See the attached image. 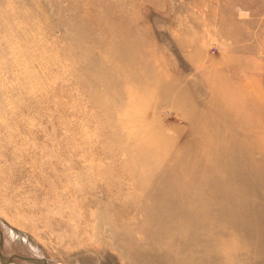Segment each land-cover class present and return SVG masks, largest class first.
Wrapping results in <instances>:
<instances>
[{"label": "rangeland", "instance_id": "rangeland-1", "mask_svg": "<svg viewBox=\"0 0 264 264\" xmlns=\"http://www.w3.org/2000/svg\"><path fill=\"white\" fill-rule=\"evenodd\" d=\"M211 183L264 211V0H0V264H264V215L155 214Z\"/></svg>", "mask_w": 264, "mask_h": 264}, {"label": "bare ground", "instance_id": "bare-ground-1", "mask_svg": "<svg viewBox=\"0 0 264 264\" xmlns=\"http://www.w3.org/2000/svg\"><path fill=\"white\" fill-rule=\"evenodd\" d=\"M122 41H124L123 39H121ZM122 44H123V42H121ZM128 54H130V50H125L124 49V47H122V49L117 53V58H118V60H122L124 57H126V56H128ZM227 100H229V99H227ZM231 101V100H230ZM228 102V101H227ZM230 103V102H229ZM231 105V103L230 104H228L227 105V107L229 108V106ZM227 107H225V108H227ZM232 123H234V122H232L231 121V123L229 124L230 125V127H231V124ZM228 125V126H229ZM234 125V124H233ZM228 128V127H227ZM248 133H250V132H248ZM231 133H229L227 136L225 135L224 136V140H222V141H224L225 143H226V148L227 149H223L224 150V154H225V156L224 157H220L221 156V154H220V150H219V157L220 158H218V156H217V158H215V160L214 161H217V163H218V165H219V167H218V169L220 170V172H221V174L225 177L226 176V178L227 179H235V178H239V176H241L240 175V171L239 170H237V171H234L233 173L232 172H230L228 169L230 168L229 166L231 165V166H235L234 165V162H235V159L234 158H242L244 155H243V153H244V151H243V145H245V144H240V142H239V138L236 136V135H230ZM236 134V133H235ZM250 141V140H249ZM223 142V143H224ZM242 142V141H241ZM248 142V141H247ZM243 143V142H242ZM246 146V145H245ZM244 146V147H245ZM248 147H250V146H248L247 145V147H245V154L248 156H250L251 158H252V156H251V151L248 149ZM253 147V146H252ZM254 152V151H253ZM224 154H222V155H224ZM248 165H246V167H247ZM255 168V167H254ZM245 169V168H244ZM253 169V166H249L248 167V170L250 171V173H252V170ZM229 171V172H228ZM236 172V173H235ZM230 173V174H229ZM211 178L214 180L215 179V175L213 176V175H211ZM209 190L207 191V194H208V197L209 198H211V199H213L214 200V203L212 204V208L211 209H208V207H207V204H206V202H199V204L197 205V206H195V205H193L194 203H192V201L193 200H191V201H188L187 199L184 201V202H182V203H177L175 200H173V198H172V195L169 193V197H168V199L167 200H164L163 201V203L161 204V206L162 207H164L165 209H166V211H163V210H161L160 209V211H159V209L158 210H155V214H159V215H166V213H167V211L168 210H173V209H176V208H187V209H191V210H189L190 211V213H192V214H189L188 215V217H185V219L188 221V224H191V226L193 225H195V227H196V224L197 223H199V222H201V221H204V220H206V219H212V221H213V223H215V222H217V223H224V224H226L225 222H230V220L232 221V220H234V224H239L238 222H248V221H254V219H255V221H257V219L259 218V217H261L262 215H264V211H262V210H259V208H257V207H255V206H253V205H250L249 206V208L247 207V208H242V206H244V205H242V206H240V205H236V206H231V205H229V204H227L228 202L229 203H233L232 201H231V197L229 198L227 195H225L224 193H223V191L221 190V188H218V191L216 192V188L217 187H214V186H216V185H214L213 183H211V184H209ZM232 187V186H231ZM236 189V188H235ZM239 189V188H238ZM237 190V189H236ZM241 190V189H240ZM239 191V190H238ZM171 192H173V191H171ZM216 192V193H215ZM240 192H242V191H240ZM239 192V193H240ZM212 193H215L214 195H212ZM233 193H235V192H233ZM237 193V192H236ZM235 193V194H236ZM74 194V193H73ZM172 194H174V193H172ZM192 194V193H191ZM176 195H177V193H176ZM237 195H238V193H237ZM176 197V196H175ZM178 197V196H177ZM184 197V196H183ZM192 199V198H191ZM176 203H175V202ZM194 202H195V199H194ZM185 206V207H184ZM195 206V207H194ZM145 209H147V210H144L146 213H147V215L149 216V214H148V211H149V208H145ZM183 209H179L181 212L183 211ZM186 209V210H187ZM189 211H187V212H189ZM257 211L259 212V213H257ZM181 212H179V213H181ZM257 213V214H256ZM186 215H187V213H186ZM175 217V216H174ZM180 217V216H179ZM184 217V216H183ZM150 218V217H149ZM173 219V218H172ZM172 219H169V222H170V220L172 221ZM175 219H177V218H175ZM157 220V219H156ZM174 220V219H173ZM184 220V219H183ZM209 221V220H208ZM208 221H207V223H206V225H208L209 223H208ZM225 221V222H224ZM181 222H183V221H181ZM157 223H158V221H157ZM172 223V222H171ZM152 224V223H151ZM159 224V223H158ZM10 225V224H9ZM185 225V224H184ZM184 225H181V226H184ZM201 225V224H200ZM205 225V226H206ZM164 226V225H163ZM173 225H171L170 227H172ZM161 227V226H160ZM185 227V226H184ZM207 227V226H206ZM165 228V227H164ZM177 228V227H176ZM179 228V227H178ZM181 228V227H180ZM199 228V227H198ZM201 228V227H200ZM184 229V228H183ZM153 230V229H152ZM156 230V229H155ZM173 230V229H172ZM165 231V230H164ZM163 231V232H164ZM167 231V230H166ZM10 232V235H11V237L13 236L14 237V239H18V238H16V237H19V235L21 236V238H22V240L23 239H25L26 240V238L28 239V237L25 235V234H23V237H25V238H23L22 237V234L21 233H23L22 231H20L19 229H16L15 227H10V228H8V233ZM187 232V231H186ZM150 233H152L151 232V230H150ZM155 233H157V232H155ZM154 233V234H155ZM162 233V232H161ZM189 233V232H188ZM187 233V234H188ZM191 234H195V232H190ZM148 234H149V232H148ZM153 234V233H152ZM154 234L152 235V236H154ZM157 234H159V232L157 233ZM167 234V233H166ZM149 235H151V234H149ZM156 235V234H155ZM162 235V234H161ZM164 235V234H163ZM8 237V236H7ZM10 237V238H11ZM185 238H187L186 237V235H185ZM24 240V241H25ZM183 240V239H182ZM20 241V240H19ZM23 241V242H24ZM184 241H185V239H184ZM21 244V243H20ZM184 245V244H183ZM27 248V247H26Z\"/></svg>", "mask_w": 264, "mask_h": 264}]
</instances>
